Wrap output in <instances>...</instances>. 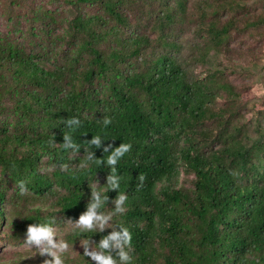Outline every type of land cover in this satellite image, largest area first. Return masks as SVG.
<instances>
[{"label": "trees", "instance_id": "trees-1", "mask_svg": "<svg viewBox=\"0 0 264 264\" xmlns=\"http://www.w3.org/2000/svg\"><path fill=\"white\" fill-rule=\"evenodd\" d=\"M52 1L70 9L64 26L57 9L33 6L43 34L25 33L15 22L23 0H9L18 36L0 35V243L24 242L29 224L49 221L74 250L61 253L65 264H99L82 244L94 249L123 225L132 233L131 264H264V104H255L252 135L242 92L217 64L232 31L243 29L237 16L224 20L225 11L245 3ZM251 16L249 27L264 24V13ZM186 26L200 36L189 49ZM73 116L81 121L75 130L66 123ZM64 133L80 152L63 149ZM94 134L102 147L88 144ZM122 143L132 147L115 165L127 195L117 213L118 190L106 185L113 166L89 159L86 148L105 159L104 147ZM182 172L193 175L191 185L179 183ZM91 186L110 197L98 209L112 214L102 232L75 225L93 202ZM21 200L29 205L13 210ZM7 207L12 220L2 232Z\"/></svg>", "mask_w": 264, "mask_h": 264}, {"label": "rangeland", "instance_id": "rangeland-1", "mask_svg": "<svg viewBox=\"0 0 264 264\" xmlns=\"http://www.w3.org/2000/svg\"><path fill=\"white\" fill-rule=\"evenodd\" d=\"M192 2L196 0H191ZM241 3H245L244 8L238 9V11L227 10L223 16L226 20L230 16L239 17V27H243L242 30L235 29L231 33V39L229 43V50L226 53L227 56H219L223 63H217L219 67H226L225 73L227 78L235 85L236 89L242 92L241 98L238 102L242 106V110L247 117V124L251 131V134H255L256 122L251 119L256 112L255 104H264V24L256 28L254 26H248L246 20L251 15L264 13V0H240ZM9 5V0H0V35L7 34L11 31L10 37L18 36L17 33L12 29L11 22L7 19L6 9ZM44 5L52 9L58 10L59 18L61 19L62 25L66 22L63 20L70 13L69 7L62 1L52 0H23L21 5H17V9L20 11L19 17L15 20L24 27L25 33L35 27V31L38 35L43 34L42 27L39 21L34 20L33 10L31 7H37ZM59 31H63L60 29ZM41 33V34H39ZM184 41L186 48L189 49L191 43L200 41V36H197L192 26H186L183 31ZM40 39L39 37H36ZM26 43L30 42L27 36H23ZM51 41V40H50ZM47 43V42H46ZM50 43V42H49ZM54 44V43H53ZM220 64V65H219ZM205 67L200 64L198 71H202ZM226 93H221L220 102H226ZM193 175L186 176L184 172L179 177V183L184 185H191V179ZM35 205L43 203L38 199L33 200ZM45 205V203H43ZM18 205L25 206L29 205V201L21 200L17 202V205H13L15 210ZM9 214L5 215L7 220H4L1 231L8 229V221L12 220L9 208L5 209ZM62 234H58L56 239H62ZM67 251H74L68 248ZM39 255L35 251V248H29L24 242H10L4 240L0 243V264H27V260ZM46 256V255H45ZM29 264V263H28Z\"/></svg>", "mask_w": 264, "mask_h": 264}, {"label": "clouds", "instance_id": "clouds-1", "mask_svg": "<svg viewBox=\"0 0 264 264\" xmlns=\"http://www.w3.org/2000/svg\"><path fill=\"white\" fill-rule=\"evenodd\" d=\"M68 125H75L70 129L75 130L79 127L81 121L79 117H69L66 121ZM111 119L106 118L104 124H110ZM90 146L96 148L102 147V138L100 135L94 134L92 139L87 140ZM63 149L71 150L73 152H80V145L75 142L73 136L69 133H64V142L61 143ZM111 145L104 147V153H107L105 159L95 157L94 152H89L86 148V156L96 163H103L112 167V175L107 178V187L110 191L118 190V195L112 199V202L116 204L115 212L122 213L125 211V201L127 195L119 191L120 181L122 177L115 175L117 169L115 165L119 160L130 151L132 145L130 143H122L119 147H115L114 150L109 151ZM64 167H67L66 165ZM139 179L142 181L143 176ZM17 187L19 192L23 195L27 191L26 183L24 180L18 182ZM92 187V186H91ZM92 198L93 202L88 205V210L81 214L79 220L76 221L75 225L80 228L82 232L93 229H98L99 232L104 231L108 225V221L111 220L112 214H105L102 209L106 202H109L110 197L103 194V189L97 190L92 187ZM103 194V195H102ZM115 229V227H113ZM120 230H114L107 236H103L99 243H96L94 249L91 246L90 241H85L82 244L84 248L83 256L90 257L91 260L99 262V264H131L132 256L126 247H130L132 243V233L128 227L123 225L119 226ZM57 233L53 227L52 222L44 221L29 224L25 231L24 243L27 247L35 248V251L41 256L46 254L51 259H45L42 264H65V261L61 255L68 250L69 244L67 241L56 239ZM115 252V255H113Z\"/></svg>", "mask_w": 264, "mask_h": 264}]
</instances>
